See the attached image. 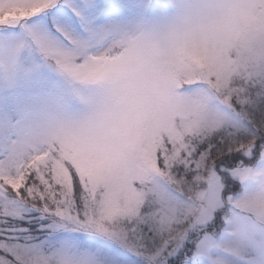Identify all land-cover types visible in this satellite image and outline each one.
Instances as JSON below:
<instances>
[{
    "label": "snow or ice",
    "instance_id": "obj_1",
    "mask_svg": "<svg viewBox=\"0 0 264 264\" xmlns=\"http://www.w3.org/2000/svg\"><path fill=\"white\" fill-rule=\"evenodd\" d=\"M0 264H264V0H0Z\"/></svg>",
    "mask_w": 264,
    "mask_h": 264
}]
</instances>
